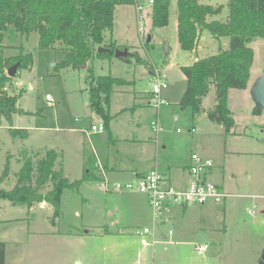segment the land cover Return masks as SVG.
Listing matches in <instances>:
<instances>
[{
	"label": "rangeland",
	"instance_id": "rangeland-1",
	"mask_svg": "<svg viewBox=\"0 0 264 264\" xmlns=\"http://www.w3.org/2000/svg\"><path fill=\"white\" fill-rule=\"evenodd\" d=\"M149 1L117 5L114 27L105 33L107 41L113 38L123 43L122 48H129V59L114 55L111 59L96 57L92 63L96 74L128 81L111 95L110 115L122 113L112 117L110 129L103 132L91 130L96 114L88 106L86 68L56 67L63 57L61 50L40 48L38 32L23 35L8 27L4 55L30 53L33 64L19 69L7 84L10 94H20L18 107L29 112L15 113L13 125L27 128L29 136L13 138L10 122L0 117V174L10 159V174L0 187L9 190L16 185L24 149L35 161L47 149H59L70 180L88 172L98 178L85 180L75 191L65 190L59 217H54V208L47 202L13 205L0 199L5 264H259L264 258V108L261 114L253 113L256 103L251 93L255 80L264 74V38L248 44L254 50L248 87L229 91L235 123L227 132L209 117L217 102L214 84L203 97L200 113L179 103L187 83L181 66L216 54L220 40L205 29L195 50L182 49L178 0H171L169 24L154 29ZM229 1L200 0L224 6L220 14L208 16L210 21L227 19ZM136 2L145 6L141 23ZM140 24L145 28L142 35ZM225 39L228 47L229 37ZM154 65L168 78L165 103L160 107L147 94L149 69ZM155 121H159V132L152 126ZM99 122L104 123L101 116ZM194 152L213 161L214 181L222 182L230 196L205 206L191 203L184 211L172 204V219L162 223L154 218L145 193L116 187L134 182L136 168L148 172L157 165L165 173ZM96 160L101 164L97 166ZM106 166L118 169L109 171ZM181 171L173 169L175 188L181 182ZM145 227L151 229L148 245L136 235ZM199 246L205 249L198 250Z\"/></svg>",
	"mask_w": 264,
	"mask_h": 264
},
{
	"label": "trees",
	"instance_id": "trees-1",
	"mask_svg": "<svg viewBox=\"0 0 264 264\" xmlns=\"http://www.w3.org/2000/svg\"><path fill=\"white\" fill-rule=\"evenodd\" d=\"M134 1L0 0V117L10 122L8 130L13 138L26 139L29 136L27 128L13 125L15 113L29 112L18 107L20 94L8 92L7 84L13 79L8 75V69L17 62L21 63L18 71L22 67L30 68L33 58L30 53L23 52L17 56L4 55V38L8 27H14L23 35L38 32L40 48L61 50L63 57L56 67L79 68L88 63L85 82L90 108L102 117L107 128L112 118L108 106L114 87L128 81L112 75H98L92 63L96 57H114L119 46L113 38L107 41L105 33L114 27L117 5ZM170 4L171 0H153L150 14L153 29L169 24ZM228 6L229 14L225 21H210L208 16L220 14L223 5L203 4L200 0H178V38L182 49L193 51L205 29L218 39L229 37L228 47L220 46L216 54L181 66L187 87L180 105L191 106L194 114L200 113L203 97L214 84L217 103L215 110L209 112V117L230 132L235 121L229 107V91L232 88H247L250 82L254 50L248 44L256 38H264V0H230ZM99 47L106 50L99 52ZM133 55L141 61L137 52ZM253 113L261 114L262 109L255 106ZM61 157L62 152L47 149L35 161L29 156L28 149H24L17 183L9 190L0 187V199L8 200L13 205L33 206L47 202L54 208V217H59L63 192L75 191L85 180L91 179L86 173L81 179L70 180L64 173ZM9 174L8 158L0 174V184ZM0 264H5V243L1 241Z\"/></svg>",
	"mask_w": 264,
	"mask_h": 264
},
{
	"label": "built area",
	"instance_id": "built-area-1",
	"mask_svg": "<svg viewBox=\"0 0 264 264\" xmlns=\"http://www.w3.org/2000/svg\"><path fill=\"white\" fill-rule=\"evenodd\" d=\"M149 3L152 4L153 0H150ZM144 10L145 6L136 2L137 20L139 23L144 19L141 14ZM144 30V26L140 24L139 32L141 35ZM152 69L150 83L151 92L157 99L156 106L160 107L165 103L162 92L169 86L168 78L161 68L154 65ZM47 99L50 105H53L50 95H47ZM152 126L156 132L160 131L159 121L153 122ZM105 128V124L101 122L91 125V130L95 132H103ZM195 130L194 127L191 129L192 132ZM191 159L192 164L189 167L191 180L187 187L175 188L168 184L158 168H154L147 174L137 177L134 182L125 185H117L116 187H124L125 189L145 193L148 196L154 218L162 223L169 220L168 213L170 212L172 204L185 205L190 203L204 204L208 201L221 202L226 197L230 196V194L227 193L219 183L207 178L208 171L214 166L211 159L197 153L192 154ZM170 233H172L171 230ZM150 234L151 229L148 227L136 231V235L139 236L142 243L146 245L150 244L148 240ZM153 242L154 240L152 241V244ZM197 248L198 250L203 251L205 246H199Z\"/></svg>",
	"mask_w": 264,
	"mask_h": 264
},
{
	"label": "crops",
	"instance_id": "crops-1",
	"mask_svg": "<svg viewBox=\"0 0 264 264\" xmlns=\"http://www.w3.org/2000/svg\"><path fill=\"white\" fill-rule=\"evenodd\" d=\"M224 38L225 37H222V38H220L219 40H220V46H222V47H224V48H226L227 47V40L225 39L224 40ZM223 40L225 41V43H223ZM116 42H117V45L119 46V48H121V49H123L122 48V45H123V43H120V42H118L117 40H116ZM128 48V47H127ZM129 49V48H128ZM183 66V65H182ZM152 68H151V70L149 69V74H150V78H149V82L151 83V76H152ZM122 85H116L115 87H114V91H113V93L114 92H116V91H120V90H122V89H119L120 87H121ZM186 87H187V83H186ZM168 88V87H167ZM186 90V89H185ZM185 90H184V92H185ZM164 91V90H163ZM184 92H183V94H184ZM148 98H150V97H153V93L151 92V88L148 90ZM162 96H163V92H162ZM182 98V97H181ZM181 100V99H180ZM150 102V101H149ZM179 103H180V101H179ZM217 103V102H216ZM216 105V104H215ZM88 106L90 107V103L88 104ZM120 113H122V110L121 111H119V112H117L116 114H114L112 117L113 118H117L119 115H120ZM96 114V113H95ZM93 124H95V123H98L99 122V116L96 114V116L93 118ZM195 128V126H192L191 128ZM109 129H110V126L108 127ZM196 129V128H195ZM111 133H112V130H111ZM132 141L133 142H139V141H141V142H149V143H151V140H139V139H132ZM61 152V151H60ZM195 153V152H194ZM202 155V154H201ZM204 156V155H203ZM191 157H192V155L190 156V158L186 161V162H183V163H181V164H177V165H172V167L170 168L169 167V170L167 171V172H165V173H162V172H160L163 176H164V179H165V181L168 183V184H170V185H173V175H174V172H173V169H181L182 171H181V175H180V181L181 182H179V180L177 181V187L178 188H184V187H187L188 185H189V182H190V180H191V175H190V173H189V167L191 166V164H192V159H191ZM207 157H209V156H207ZM96 162H97V160H96ZM99 164H101L100 163V160H98V162L96 163V165L98 166ZM155 167H157L158 168V166L156 165ZM154 167V168H155ZM106 168L109 170V171H115V170H117L118 168H116V167H114V166H112V167H110V166H106ZM63 170H64V168H63ZM152 170V168L148 171V172H150ZM158 170H159V168H158ZM148 172H146V171H141V170H139L138 168H136V169H134L133 170V177L135 178V180L137 179V177H139V176H141V175H144V174H147ZM65 173V172H64ZM89 173V172H88ZM87 173V174H88ZM66 175V174H65ZM91 178H93V179H96V178H98V175L97 174H93V173H89L88 174ZM133 178V179H134ZM207 178L209 179V180H211V181H214V179H217L216 178V170H215V165L208 171V173H207ZM87 181V180H86ZM214 182H216V183H219L220 184V186L224 189L225 187L223 186V183L222 182H218V181H214ZM222 183V184H221ZM228 193V192H227ZM230 194V193H229ZM147 198H148V196H147ZM148 202H149V199H148ZM210 202H213V201H208V202H206V203H204V204H198V205H201V206H205L206 204H209ZM215 203V202H214ZM191 204V203H190ZM194 204H197V203H194ZM150 205V204H149ZM188 205L189 204H185V205H178L179 207H180V209H182L183 211L185 210V209H187V207H188ZM173 207V205H171V209H170V212L168 213V217H169V220H171L172 219V214H173V211H174V209L172 208ZM226 207L224 206V209H225ZM185 216V215H184ZM168 220V221H169Z\"/></svg>",
	"mask_w": 264,
	"mask_h": 264
},
{
	"label": "water",
	"instance_id": "water-1",
	"mask_svg": "<svg viewBox=\"0 0 264 264\" xmlns=\"http://www.w3.org/2000/svg\"><path fill=\"white\" fill-rule=\"evenodd\" d=\"M152 37L148 35L147 41H151ZM103 50H106L105 47H99L98 51L101 52ZM166 53H169V47L168 44L165 46ZM132 53L129 51L127 47L121 49L117 48L115 50V56L116 57H123V58H128ZM20 62L15 63L8 69V75L14 77L18 71V67L20 66ZM80 67L87 68L88 63H85L81 65ZM251 93L253 96V99L256 103V106H259L260 108H264V74L261 75L259 78L255 80V82L252 85L251 88ZM215 110V109H214ZM59 152L60 150L57 149ZM259 264H264V258L259 262Z\"/></svg>",
	"mask_w": 264,
	"mask_h": 264
}]
</instances>
